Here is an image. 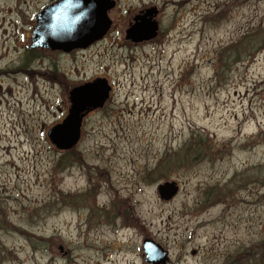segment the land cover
I'll return each instance as SVG.
<instances>
[{
	"label": "rangeland",
	"instance_id": "rangeland-1",
	"mask_svg": "<svg viewBox=\"0 0 264 264\" xmlns=\"http://www.w3.org/2000/svg\"><path fill=\"white\" fill-rule=\"evenodd\" d=\"M56 1L0 0V264H148L144 240L167 264H264V0H113L102 40L31 49ZM153 8L157 36L126 40ZM96 79L109 98L57 150Z\"/></svg>",
	"mask_w": 264,
	"mask_h": 264
},
{
	"label": "water",
	"instance_id": "water-1",
	"mask_svg": "<svg viewBox=\"0 0 264 264\" xmlns=\"http://www.w3.org/2000/svg\"><path fill=\"white\" fill-rule=\"evenodd\" d=\"M115 4L113 0H58L37 15L31 49L48 48L66 53L86 49L109 31L111 21L107 13ZM155 14L153 8L137 16L125 31V39L132 43L154 39L158 34V24L152 21ZM69 36L74 38L68 39ZM110 91L104 79L73 89L69 93L68 115L48 131L49 143L62 152L73 149L80 139L82 119L88 112L102 108ZM157 192L160 200L170 201L178 192V186L176 182H165L157 187ZM142 250L145 263L166 264L169 260L168 252L152 240H144Z\"/></svg>",
	"mask_w": 264,
	"mask_h": 264
},
{
	"label": "clouds",
	"instance_id": "clouds-1",
	"mask_svg": "<svg viewBox=\"0 0 264 264\" xmlns=\"http://www.w3.org/2000/svg\"><path fill=\"white\" fill-rule=\"evenodd\" d=\"M68 39H73L74 37H72V36H69V37H67Z\"/></svg>",
	"mask_w": 264,
	"mask_h": 264
}]
</instances>
